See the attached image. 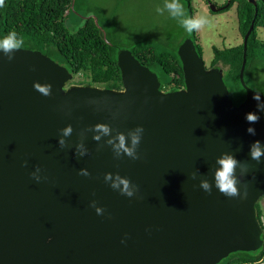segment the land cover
I'll list each match as a JSON object with an SVG mask.
<instances>
[{
	"label": "water",
	"instance_id": "95a60500",
	"mask_svg": "<svg viewBox=\"0 0 264 264\" xmlns=\"http://www.w3.org/2000/svg\"><path fill=\"white\" fill-rule=\"evenodd\" d=\"M251 29L243 37L245 98L238 105L223 71L207 69L190 38L176 50L184 87L171 92L160 90L156 74L126 48L116 56L120 89L68 86L72 74L41 52L20 48L11 58L0 52V264H217L263 247L264 157L252 160L249 145H264V111L253 99L264 96L243 82ZM257 111L253 136L244 116ZM98 123L111 130L99 141ZM66 125L72 132L61 148ZM137 125L144 128L139 158L115 157L107 141ZM78 144L83 157L75 154ZM223 154L247 165L234 173L237 197L215 187ZM35 166L40 182L29 176ZM104 173L126 176L137 186L134 196L112 190ZM91 200L103 215L89 207Z\"/></svg>",
	"mask_w": 264,
	"mask_h": 264
},
{
	"label": "trees",
	"instance_id": "16d2710c",
	"mask_svg": "<svg viewBox=\"0 0 264 264\" xmlns=\"http://www.w3.org/2000/svg\"><path fill=\"white\" fill-rule=\"evenodd\" d=\"M184 1L186 14L193 17L192 0ZM233 4L242 39L252 25L245 43L243 82L252 89L247 79H255L258 82L251 84L255 87L253 91L260 90L264 96V37L258 35L259 30L264 33V0H255V5L247 0H229L224 9H229ZM86 10L89 9L82 7L79 0H5L4 7H0V37L15 31L24 42L22 49L41 52L65 67L72 74V79L76 77L77 80L72 81L74 84L69 82V85L90 84L120 89L116 56L121 47H117L115 37L104 34L97 17L89 16ZM186 38L196 42L194 32H186ZM127 47L141 65L156 74L160 90L176 91L184 87L181 64L176 54L178 45L168 48L166 44L139 41ZM195 48L202 58L201 49L196 43ZM242 56L243 43L223 49L213 46L208 67L223 71V81L234 105L245 98V89L239 80ZM257 75L261 78L256 79ZM256 216L262 225L258 204ZM262 228L264 230V225ZM261 239L264 243V233ZM217 264H264V244L256 252L231 253Z\"/></svg>",
	"mask_w": 264,
	"mask_h": 264
},
{
	"label": "rangeland",
	"instance_id": "374dc122",
	"mask_svg": "<svg viewBox=\"0 0 264 264\" xmlns=\"http://www.w3.org/2000/svg\"><path fill=\"white\" fill-rule=\"evenodd\" d=\"M79 2L82 7L89 9L86 10L89 11V16L97 17L105 35L108 33L109 37H115L114 41L118 48L128 49L127 45L139 41L157 45L166 44L168 48H176L185 39L186 32L176 20L169 18L166 12L162 15L156 13V6L162 5L164 0H79ZM180 2L185 9V1L180 0ZM210 2L218 6L225 2L226 4L217 7L222 11L212 13L205 0L191 1L193 17L203 16L209 21L194 32L195 43L201 49L202 60L207 69L212 59L213 46L219 49L229 48L242 41L237 29L235 4L229 9H224L229 0H210ZM258 35L261 38L264 37V33L260 30ZM255 78L261 77L257 75ZM75 80H77L76 77H73L71 82ZM247 81L254 90L255 87L251 84L258 81L253 78ZM257 91L260 92V90Z\"/></svg>",
	"mask_w": 264,
	"mask_h": 264
},
{
	"label": "clouds",
	"instance_id": "9594fccd",
	"mask_svg": "<svg viewBox=\"0 0 264 264\" xmlns=\"http://www.w3.org/2000/svg\"><path fill=\"white\" fill-rule=\"evenodd\" d=\"M4 5L5 0H0V7H4ZM155 11L157 14L161 15L166 12L169 18L176 20L180 27H182L185 32L189 33L195 32L209 23L207 18L203 16L197 18L188 16L180 0H164L162 5L156 6ZM23 43V40L18 37L15 31H10L3 37H0V52L9 55V58H11V54L17 49H20ZM253 99L257 102V109L264 111V102L261 101V97L259 95H254ZM244 119L249 122L246 132L253 136L256 135V131L251 124L260 119L259 111L245 113ZM94 130L98 134L94 135L93 139L97 141L100 140L101 135L108 136L111 131L109 126L99 123L94 126ZM71 132L72 128L70 125H66L60 130V136L58 137L57 143L61 148L65 146L64 137L69 136ZM143 133V126L137 125L134 130L128 132L127 136L123 133H117L115 138H110L107 143L111 146L115 157L118 158L122 155H126L132 160H136L139 158L137 149ZM75 154L80 157L86 155V150L82 144L77 145ZM249 157L257 163H259L261 158L264 157V145H262L259 140H256L249 145ZM217 164L219 167L216 168L214 172V182L217 191L226 197H237L240 195L237 188L238 182L234 173L237 167L246 169L247 165L244 162L238 161L231 154H223L217 158ZM40 173L41 169L38 166H35L34 170L29 173V176L34 181L40 182L42 180ZM79 174L83 176L89 175L86 169H80ZM43 179H46V177ZM103 180L112 190L129 198L133 197L137 191V186L126 176H121L119 173H104ZM200 188L205 192H211L210 185L206 180H201ZM89 207L93 208L97 215L104 214V209L101 206H98L95 200L89 202ZM121 243H124L123 239L121 240Z\"/></svg>",
	"mask_w": 264,
	"mask_h": 264
},
{
	"label": "flooded vegetation",
	"instance_id": "af4514ba",
	"mask_svg": "<svg viewBox=\"0 0 264 264\" xmlns=\"http://www.w3.org/2000/svg\"><path fill=\"white\" fill-rule=\"evenodd\" d=\"M241 43L244 44L243 39H242ZM245 43H246V42H245ZM218 67H219V66H218ZM208 69H215V68H208ZM69 86H70V85H69ZM164 92H171V91H164Z\"/></svg>",
	"mask_w": 264,
	"mask_h": 264
}]
</instances>
